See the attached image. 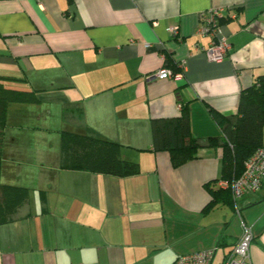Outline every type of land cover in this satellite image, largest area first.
<instances>
[{
    "label": "crops",
    "instance_id": "crops-1",
    "mask_svg": "<svg viewBox=\"0 0 264 264\" xmlns=\"http://www.w3.org/2000/svg\"><path fill=\"white\" fill-rule=\"evenodd\" d=\"M212 7L231 44L221 62L199 50L210 36L195 33ZM162 53L183 63L180 81L152 76ZM0 76L38 99L9 103L0 124V199L1 186L28 191L0 205L11 215L0 264H172L215 248L211 264L224 261L241 228L217 184L223 132L212 111L233 120L242 91L264 77V0H0ZM180 104L200 147L174 167L152 150L151 120ZM63 129L119 143L139 172L60 168ZM236 204L254 235L249 261L264 264V184Z\"/></svg>",
    "mask_w": 264,
    "mask_h": 264
},
{
    "label": "trees",
    "instance_id": "trees-1",
    "mask_svg": "<svg viewBox=\"0 0 264 264\" xmlns=\"http://www.w3.org/2000/svg\"><path fill=\"white\" fill-rule=\"evenodd\" d=\"M165 66L173 71L179 70L178 65L173 64L168 57H166ZM35 100L38 99L34 91L9 88L0 81V124H3L9 103ZM212 115L221 125L223 132V139L218 144L222 148L221 178L237 177L241 174L245 161L258 148L264 147L262 144L264 77L259 78L256 83L242 91L238 111L233 120L217 111H212ZM151 132L152 150L167 151L174 167L195 157L200 147L191 135L186 105L181 106L177 116L152 118ZM210 141L217 143L215 137H211ZM60 151V168L62 169L118 176L133 175L139 172L136 162L128 161L121 156L119 143L101 138L88 129L85 131L63 129ZM1 188L0 205L3 204L7 209L28 197V191L24 187L1 186ZM223 191L230 194L227 189ZM10 216V212L6 210L0 212V223L9 220Z\"/></svg>",
    "mask_w": 264,
    "mask_h": 264
},
{
    "label": "built area",
    "instance_id": "built-area-1",
    "mask_svg": "<svg viewBox=\"0 0 264 264\" xmlns=\"http://www.w3.org/2000/svg\"><path fill=\"white\" fill-rule=\"evenodd\" d=\"M220 7H212L202 11L199 14V23L195 29V33L201 36H210L207 46L199 47L208 60L212 62H221L229 54L231 44L227 37L222 34L220 29ZM168 32L172 35L178 33L176 27H168ZM150 47V45H147ZM163 66L153 73V77L160 79H172L180 81L183 78V63L180 69L173 71L165 66L166 57L162 53ZM181 108V105H178ZM220 189L229 190L232 200L235 203V215L240 219L241 234L234 247L226 255L221 264H252L249 261V249L253 240L252 227L248 225L242 218L240 208L236 202L244 195L257 192L264 184V147L258 148L253 155L244 163V168L240 175L234 178L218 180ZM215 249L203 250L188 254L178 255L172 264H211L215 254Z\"/></svg>",
    "mask_w": 264,
    "mask_h": 264
},
{
    "label": "rangeland",
    "instance_id": "rangeland-1",
    "mask_svg": "<svg viewBox=\"0 0 264 264\" xmlns=\"http://www.w3.org/2000/svg\"><path fill=\"white\" fill-rule=\"evenodd\" d=\"M46 120H48V119H45L44 121H41V123H42V124H45V123H43V122H45ZM56 123H58V120H56V119H52V125L56 127ZM57 128H60L59 130H61L62 128H64V126H63V127H62V126H61V127H57ZM213 264H215V261H214Z\"/></svg>",
    "mask_w": 264,
    "mask_h": 264
}]
</instances>
